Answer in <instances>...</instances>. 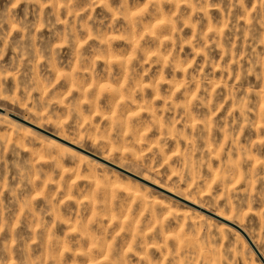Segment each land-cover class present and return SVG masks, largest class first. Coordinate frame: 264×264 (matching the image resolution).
Listing matches in <instances>:
<instances>
[{
  "label": "rangeland",
  "instance_id": "374dc122",
  "mask_svg": "<svg viewBox=\"0 0 264 264\" xmlns=\"http://www.w3.org/2000/svg\"><path fill=\"white\" fill-rule=\"evenodd\" d=\"M0 264H264V0H0Z\"/></svg>",
  "mask_w": 264,
  "mask_h": 264
},
{
  "label": "bare ground",
  "instance_id": "6f19581e",
  "mask_svg": "<svg viewBox=\"0 0 264 264\" xmlns=\"http://www.w3.org/2000/svg\"><path fill=\"white\" fill-rule=\"evenodd\" d=\"M57 138H58V137H57ZM52 139H53V138H52ZM60 140H61V139H60ZM163 191H166V190L163 189ZM169 193L171 194V192H169ZM173 195H174V194H173ZM187 202H188V201H187ZM218 217L221 218L220 216H218ZM221 219H222V218H221ZM236 226H237V225H236Z\"/></svg>",
  "mask_w": 264,
  "mask_h": 264
}]
</instances>
